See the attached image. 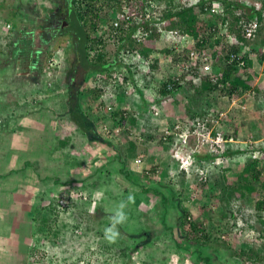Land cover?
<instances>
[{"label":"rangeland","instance_id":"obj_1","mask_svg":"<svg viewBox=\"0 0 264 264\" xmlns=\"http://www.w3.org/2000/svg\"><path fill=\"white\" fill-rule=\"evenodd\" d=\"M48 1L0 0V264H208L207 257L210 264H249L237 253L253 246L262 253L264 240L256 239L258 226L246 232L242 229L247 226L244 218L254 211L244 201L241 218L231 223L232 237L224 233L226 230L218 232L219 225L208 229L221 242L197 244L186 236L187 221L201 219L207 207L218 211L219 203L206 195L209 189L198 166L200 155H211L208 146L195 136L182 148V142L160 143L166 129L178 123V112L186 113L184 105L189 104L183 93L173 100L151 103L158 107V115H143L146 107L138 109L135 115L142 113V119L136 117L135 126L129 127L114 114L125 102L107 101L108 110L102 116L97 92L91 91L96 74L90 73L79 97L86 101L83 109L90 114L84 123L87 129L74 124L68 145L60 147L58 120L61 116L68 119L70 114L67 98L73 73L68 60L74 49L67 44L57 53L61 68L56 77L42 69L55 41L45 43L40 36L48 34L45 26L52 34L60 24L50 23ZM53 1L62 4V0ZM139 3L133 0L131 5L137 7ZM262 28L248 44L249 50L258 55L264 49L259 43L264 24ZM96 34L101 36L104 31ZM168 44H157L163 59L162 69L155 75L158 82L178 71L164 51ZM109 48L110 55L114 54L113 47ZM263 89L260 92L264 97ZM89 95L92 103L87 101ZM131 95V91L126 93ZM214 99L215 109L210 112L216 116L224 113L225 118L231 112L236 118L232 122L241 130V140H236L233 147L236 143L240 148L248 147L249 140L264 145V136L253 139L249 132V128L259 129V135L264 132V118L253 99L247 95L229 103ZM177 151L181 152L179 158L175 157ZM139 158L141 163L137 162ZM188 158L192 166L182 169L180 164ZM202 161L207 163L205 157ZM234 165L225 171L229 183L235 182L242 166L238 162ZM48 207L54 212L46 227L42 217ZM117 210L123 211L125 219L116 225L117 235L110 241L105 229L112 226ZM184 213L193 216L186 219Z\"/></svg>","mask_w":264,"mask_h":264},{"label":"trees","instance_id":"obj_2","mask_svg":"<svg viewBox=\"0 0 264 264\" xmlns=\"http://www.w3.org/2000/svg\"><path fill=\"white\" fill-rule=\"evenodd\" d=\"M140 1V10L142 11L144 10L142 3L148 0ZM152 1L156 3V19H153V22L145 20L138 25L133 22L123 21L118 28L110 23L108 12L112 8H120L122 0H62L61 5L56 4V1L53 0L48 1V5H50L48 7V11L50 12L48 19L51 18L50 23L59 20L60 24L54 30L56 33L52 34H49L48 31H51V28L45 26L48 34L46 36H40L42 42L49 43L53 39L55 41H52L55 44L48 50L47 59L42 69H46V71L50 72L51 76L56 77L61 65L51 66L49 63L51 57L56 55L67 44H71L74 49L70 50L74 57L72 56L68 60L69 65H72L70 69L71 73H73L68 88L69 96L67 98L70 114L68 119L65 116H61L58 120V125L60 126L58 130V143L60 147H66L68 145V137L72 133V126L74 124H80L86 127L84 123L87 124L86 118H89L90 114H86L83 109L86 101L84 102V99H80L79 97L81 87H86V78L90 73L96 74L93 76L94 86H92L91 91L97 92L96 98H99L97 108L103 109L102 116H105L108 110V107L105 106L107 101L110 104H115L117 101L125 102L124 106L114 114L115 118H118L121 124H126L129 127L135 126L137 120L135 113L138 109L148 107L151 103L161 101L170 95L177 96L178 93H183L187 98L189 105H184L186 113L185 111L182 113L178 112L180 115L177 121L190 123L197 116H206L210 110L215 109L214 101L216 99L214 97L224 101L227 100L229 103L230 100L243 96L248 90L256 89L257 92L260 91L258 87L254 88L253 85L258 76V72L253 67V60L250 58V53L247 52L245 55L244 59L247 64L243 69H240L236 63L230 62L229 58L231 54L240 52L241 45L248 46L249 44L247 38L242 35L240 28H238L240 20L248 17H256L261 20L264 12V0ZM206 7L220 10L215 15L229 22L228 32L237 36L236 44L226 42L224 37L219 38L217 36L216 38L217 34L213 30V21H209L204 16V9ZM105 24L108 25V30L103 27ZM160 24H165L167 28L178 29L181 32L189 33L195 37L197 41L195 47L198 50H208L212 55V75L215 74L218 76V81L213 82L211 75H203L199 65L191 66L189 70L182 69L181 66L187 61V55L185 51L177 50L175 47L166 48L164 51L166 54L172 55V65L179 67V74L177 76L167 74L162 82L156 81L155 75L159 72V69H162L163 59L159 55L153 58L151 56L153 53L161 54L157 50L160 37ZM140 25L145 26L148 30L152 29V31L147 39L137 43L133 38V33ZM262 29L258 33V36ZM100 30H103L104 34L97 36L96 32ZM13 31L11 30V32ZM56 36L57 38H55ZM113 38L116 40L112 42ZM259 43L264 48V35H262ZM109 47H113L114 54L112 53L110 55L109 50L111 49ZM261 51L259 58L263 61L264 49ZM112 65L119 67L125 66L126 69L133 66L135 69L133 71L134 74H126L125 79L127 84H135L138 87L137 84L140 83L141 88L138 87V89L140 91L146 90L148 95L140 98H137L134 94L126 96L125 87L128 85L124 86L120 83L102 84L106 76L110 77L108 68ZM45 82L48 84V81ZM169 83H174L173 91L168 89ZM79 99L81 102H79ZM87 101L92 103L91 95L88 96ZM202 104L204 105L202 106ZM199 105L202 107L199 108ZM227 115V118L224 117L221 120V131L227 138L233 137L235 142L236 140L240 141L241 136L239 132L241 130L236 128L232 122L236 118H232L234 116L232 113ZM99 120L100 118L97 117L96 121ZM145 127L146 125L143 128ZM253 130L257 131L254 132ZM258 131L259 129L249 128L253 139H259L264 136L263 131L260 132V135ZM255 133L258 136H255ZM66 137L67 139L65 140ZM248 139L251 138L248 136ZM160 143L164 144L165 141L161 139ZM233 144L231 142L227 143L225 152L222 153L226 157L224 162L227 165L225 166L212 162L216 155H200V158L198 157V161L200 162L198 166L204 171L206 187L209 189L205 191L207 192L206 195L212 197L215 201L217 200L219 210L215 212L212 208L207 207L204 208V213L200 215L201 219L193 220L192 218V220H186L187 224H189L186 236L189 237L188 241L191 240L190 242L197 244H209L215 241L221 242L220 237L217 234V236L213 235L208 229L210 228L208 226L216 225H219L218 232L219 229L220 231L222 229L226 230L224 233L232 237L234 228L231 223L241 218V206H243L244 202L250 204L251 209L253 207L254 211L251 215L249 214L250 216L244 218V224L247 226L242 229L246 232L248 229L258 226L256 228H258L260 233L256 239L260 241L264 238V145L258 144L256 150L259 156L253 158L249 155L248 150L250 148H240L237 145L238 143L233 147ZM129 146L135 147L132 144H129ZM235 156L237 159L234 158ZM201 157H205L207 163H204ZM237 162L242 166L237 170L239 173L236 180H234L235 182L229 183L227 176H225V171L230 170ZM151 172L154 173L155 170ZM57 181L59 182L60 180L57 179ZM208 191L211 192L208 194ZM57 203L59 202L57 201ZM46 210L49 211H45L46 213L43 214L42 220L45 221L44 223L47 227V224L49 225V222H51L50 215L54 212V208L48 207ZM235 211H238V213ZM184 215L186 219L193 216L192 214L186 215V213ZM182 226L186 227V224ZM127 228V226L124 227L123 231ZM143 234L144 232L141 235ZM223 242L226 241L223 240ZM218 247L216 246V248ZM260 248L263 250L262 253L259 252L257 246H253V248L249 250L243 249L237 254L242 262L264 264V242ZM205 260V262L210 264V257L205 258Z\"/></svg>","mask_w":264,"mask_h":264},{"label":"built area","instance_id":"obj_3","mask_svg":"<svg viewBox=\"0 0 264 264\" xmlns=\"http://www.w3.org/2000/svg\"><path fill=\"white\" fill-rule=\"evenodd\" d=\"M131 3H133V0H122V5L120 8H114L113 11L111 12L112 14L109 16L110 18V23L113 24L115 27H119L123 21L125 22H133L136 24H140L142 21L149 20L148 22H153V19H156V3L155 1L148 0L143 2L142 6H144V10H140V3L137 5L134 4L135 6H132ZM217 12H220L218 9H210L206 7L204 9V16L210 21L213 20V30L215 31L216 38L217 36L224 37V40L230 44H236L237 42V36L231 34L228 32L229 28V22L225 21L215 14ZM264 22V13L262 15V19H258L256 17L253 18H243L240 20L239 27L241 28L242 35L245 36L247 39H254L257 37L258 32ZM161 26L159 27V33H160V39L172 43V40L174 41L173 47H175L177 50L180 51H185L187 55V61L184 63L183 66H181L182 69L184 70H189L191 66L194 65H199L201 68V72L203 75H211L213 82L218 81V76L213 74V65H212V55L208 50H198L195 45L197 44V41L194 37H191L187 34L181 33L180 30L178 29H170L165 27V24H160ZM105 28H108V25L105 26ZM152 29H147L145 26H138L136 31L133 33V38L136 40L137 43L142 42L144 39H147L151 35ZM135 52H137L135 50ZM247 52H251L249 50V47L246 45H241L240 46V52L239 53H233L231 54V57L229 58L230 62H234L240 67V69H243L245 67L246 60L245 55ZM58 54L60 53L57 52ZM57 53L53 57H51L49 63L51 66H56L59 60L57 59ZM159 54H154L151 56L157 57ZM170 59H172V55L168 56ZM179 66V65H178ZM179 68V67H177ZM180 68V69H181ZM134 67L130 66L129 69H126L125 66H116L112 65L108 68L110 77L106 79V83L109 84H123L128 85L126 82V74L131 73L134 74ZM179 74V70L176 72L175 76ZM160 81V80H159ZM138 87L141 88V84H137ZM138 87L134 84L128 85L125 87L126 93L128 91H131L132 94L137 96V98H140L142 96H146L147 91L146 90H139ZM168 89L173 91L174 90V83H169L168 84ZM254 93L253 90H248L245 92L244 95H247L250 97ZM167 98V100H173L174 96L170 95ZM163 98V99H165ZM261 99L264 101L263 95L261 96ZM167 100H164V102H167ZM234 100V99H233ZM163 102V103H164ZM241 107H245L244 105ZM142 113L144 115H158L160 111L158 110V107L155 104H150L148 107L142 110ZM142 113H139L142 115ZM139 114L136 116L139 120L142 119V117H139ZM261 116L264 118V106L261 110ZM225 117L224 113H221L220 116H216L214 112H209L206 116H197L193 121L190 123H182L178 122L175 124L173 127H168L166 129V134L164 136V141L166 143H173L174 141L176 143L182 142L180 148L186 147L189 145L188 139L191 136H195L198 140V142L205 144L208 146L209 151L212 155H216L215 158H213V163L215 164H223L225 161L226 157L222 155V153L225 152V147L227 146L226 144L231 142L235 143V140L233 137L227 138L224 133L221 131V120ZM170 129V130H169ZM119 131V130H118ZM177 135V138L175 137ZM172 137H175V140H171ZM250 148L249 155L252 156L253 158H257L259 154L257 153L256 148L258 147V144L256 140H249L248 142ZM180 150V149H179ZM181 151V150H180ZM177 151L175 153V157L179 158L181 157V152ZM138 163H141L142 160L139 158L137 160ZM193 161L188 159H184L180 166L186 169H190V165L192 166ZM196 168V167H195Z\"/></svg>","mask_w":264,"mask_h":264},{"label":"crops","instance_id":"obj_4","mask_svg":"<svg viewBox=\"0 0 264 264\" xmlns=\"http://www.w3.org/2000/svg\"><path fill=\"white\" fill-rule=\"evenodd\" d=\"M159 43V42H158ZM252 51V53H250V58L253 60V67H254V69L258 72V76H257V80H256V85L257 86H255L254 85V88H259V90L260 89H262V88H264V70H262L263 68H264V59H263V61H262V59L261 58H259V55H258V53L257 52H255V51H253V50H251ZM158 54V53H157ZM159 56H160V54H159ZM256 60L258 61V62H260V63H262L261 65H263V67L261 68V66L258 64V63H256ZM155 79H157V78H155ZM156 81H159V80H156ZM264 90V89H263ZM254 91V93L252 94V95H250V97H249V100L250 99H253L252 100V102H254V104H256V106H257V108H259V109H261L262 110V108H263V106H264V101L261 99V96L263 95L260 91H256V89L255 90H253ZM229 111H232L231 110V108H230V110ZM231 113V112H230ZM229 113V114H230ZM237 125V124H236ZM239 162V161H238Z\"/></svg>","mask_w":264,"mask_h":264},{"label":"clouds","instance_id":"obj_5","mask_svg":"<svg viewBox=\"0 0 264 264\" xmlns=\"http://www.w3.org/2000/svg\"><path fill=\"white\" fill-rule=\"evenodd\" d=\"M263 13H264V12H263ZM248 18H250V17H248ZM251 18H253V17H251ZM212 21H213V20H212ZM239 24H240V22H239ZM263 24H264V22H263ZM263 24H262L260 30L262 29ZM238 28H240V27L238 26ZM240 30H241V28H240ZM260 30H259V32H260ZM241 32H242V31H241ZM259 32H258V33H259ZM181 33H183V34H187V35L193 37V36L190 35L189 33H184V32H181ZM257 37H258V35H257ZM257 37H255L254 39H251V40H255ZM194 38H195V37H194ZM195 39H196V38H195ZM247 40H248V41H251L250 39H247ZM158 42H161V43H163V44H168L167 42L161 40L160 37H159ZM173 43H174V42H172V44H170V45L168 44L167 47H168V48L173 47V46H172ZM248 47H249V45H248ZM251 53H252V52H251ZM154 54H155V53H153V55H154ZM160 56H161V55H160ZM123 207H124V205L121 204V205H120V209H122ZM124 219H125V216H124L123 211H122V210H117V211L115 212V215L112 217V226L109 227V228H107V229H105V236H106L107 239H109L110 241H112V240L115 239V237H116V235H117V233H116V231H115V227H116L117 224L121 223ZM262 240H264V238H263Z\"/></svg>","mask_w":264,"mask_h":264},{"label":"flooded vegetation","instance_id":"obj_6","mask_svg":"<svg viewBox=\"0 0 264 264\" xmlns=\"http://www.w3.org/2000/svg\"><path fill=\"white\" fill-rule=\"evenodd\" d=\"M59 20H55V23L58 22Z\"/></svg>","mask_w":264,"mask_h":264}]
</instances>
